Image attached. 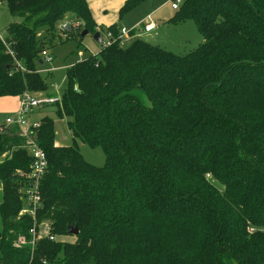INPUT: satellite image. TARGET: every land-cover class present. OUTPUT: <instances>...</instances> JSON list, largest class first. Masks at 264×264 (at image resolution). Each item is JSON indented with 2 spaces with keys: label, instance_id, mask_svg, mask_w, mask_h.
Returning <instances> with one entry per match:
<instances>
[{
  "label": "trees",
  "instance_id": "1",
  "mask_svg": "<svg viewBox=\"0 0 264 264\" xmlns=\"http://www.w3.org/2000/svg\"><path fill=\"white\" fill-rule=\"evenodd\" d=\"M0 2L16 18L0 35V97L51 96L37 68L74 28H57L67 14L80 28L72 55L82 30L114 38L65 66L53 106L71 143L55 144L49 116L29 133L47 161L36 218L57 237L76 226L73 241L31 249L33 221L18 212L32 158L0 124V264H264V0H181L171 21L192 19L202 36L183 55L141 38L123 47L88 0ZM77 142L100 146L103 165Z\"/></svg>",
  "mask_w": 264,
  "mask_h": 264
},
{
  "label": "rangeland",
  "instance_id": "2",
  "mask_svg": "<svg viewBox=\"0 0 264 264\" xmlns=\"http://www.w3.org/2000/svg\"><path fill=\"white\" fill-rule=\"evenodd\" d=\"M124 1H88L91 15L99 24L115 22L119 28L129 30L134 27L141 29L142 24H146L149 20L154 22L155 27L150 33L124 37L122 40L123 47H128L136 38H141L170 52L183 55L194 49L202 41V36L192 19H185L175 23L171 21L176 9L171 7L170 0H143L127 11L119 13V9ZM148 16L150 17L149 19ZM15 20L16 18L7 10L5 2H0V35H5V28ZM64 22L75 26L66 33V37L62 35V40H55L53 46L49 48L53 60L47 67H52L53 70L50 72H39L47 85V92L57 100H60L61 93L65 87V66L75 61V59L85 57L88 53L95 54L99 49L98 44L93 41L92 36L87 34L82 39V45L77 50V55H72L71 53L78 42L77 37L80 28L76 29L77 24L72 14H67L58 24L57 28L59 29V25ZM42 32L40 31V33ZM39 68L40 66H38L37 70ZM38 113H40V117L49 116L54 120V139L56 145H69L71 143V137L66 126L68 118H58L55 115L53 104L48 105L45 109L42 107ZM13 115H15L13 111L0 110V124H3L6 116ZM33 118H35V114ZM10 127L7 126L6 128ZM77 146L85 161L95 166L103 165L104 153L100 146H89L80 142H77ZM57 238L59 240L73 241L74 235L59 236Z\"/></svg>",
  "mask_w": 264,
  "mask_h": 264
},
{
  "label": "built area",
  "instance_id": "3",
  "mask_svg": "<svg viewBox=\"0 0 264 264\" xmlns=\"http://www.w3.org/2000/svg\"><path fill=\"white\" fill-rule=\"evenodd\" d=\"M181 3V0H170L171 7L177 9ZM150 17L148 16V19ZM69 26H75L68 24L66 22L59 25L60 29H68ZM154 28V24L149 20L146 24H142V28L138 29L136 27L132 29L120 28L117 40L122 44V40L126 36H130V31L136 30L133 36H139L150 32ZM100 37V36H99ZM110 32H106L102 37H100V44L105 46L113 40ZM41 65L38 71L50 72L53 70L52 67H47L51 64L53 58L52 55L46 50H42L40 53ZM17 67L22 70L23 67L16 61ZM19 97L18 108L15 111V115L7 116L4 119L2 126H16L19 134L26 138V150L32 158L30 164V170L25 175L27 178V183L20 188L23 194V205L18 212V217L29 216L32 219V225L28 229L29 234V244L31 249L34 247L35 243L42 239L47 238L49 240H56L57 236L52 233V220L50 216L43 217L40 221L36 218V213L41 207V197L38 193V183L47 169V161L44 151L35 143L33 138L29 136V133L36 129L39 125V119L33 118L35 110L41 108L45 105H51L57 99L52 96H47L44 93H31L23 92ZM23 237L13 241L15 247H20L24 242ZM43 263H45L43 261Z\"/></svg>",
  "mask_w": 264,
  "mask_h": 264
},
{
  "label": "crops",
  "instance_id": "4",
  "mask_svg": "<svg viewBox=\"0 0 264 264\" xmlns=\"http://www.w3.org/2000/svg\"><path fill=\"white\" fill-rule=\"evenodd\" d=\"M89 1V0H88ZM88 5H89V3H88ZM90 9V8H89ZM98 25H104V26H106V25H109V24H111V23H113V22H110V23H108V24H103V23H101V24H99L97 21H95ZM153 24H154V22H153ZM154 27H155V24H154ZM152 31V30H151ZM150 31V32H151ZM150 32H148V33H150ZM93 41H95V40H93ZM95 43L97 44V42L95 41ZM51 53V52H50ZM18 102H19V97L18 96H15V97H11V96H6V97H0V110L1 111H13L14 113H15V111H16V109L18 108ZM48 105H45V106H43V109H45L46 107H47ZM42 109V107L41 108H38V109H36L35 110V118L36 119H40L41 117H40V113H38V111L39 110H41ZM33 114V115H34ZM37 116V117H36ZM7 117V116H6ZM5 117V118H6Z\"/></svg>",
  "mask_w": 264,
  "mask_h": 264
},
{
  "label": "water",
  "instance_id": "5",
  "mask_svg": "<svg viewBox=\"0 0 264 264\" xmlns=\"http://www.w3.org/2000/svg\"><path fill=\"white\" fill-rule=\"evenodd\" d=\"M85 35H87V31L82 30L81 37H83ZM92 39L95 40L97 42V44L100 43V37H99V33L97 31L92 34ZM68 231L70 234L75 235L77 232V228H76V226H73V227L70 226Z\"/></svg>",
  "mask_w": 264,
  "mask_h": 264
}]
</instances>
